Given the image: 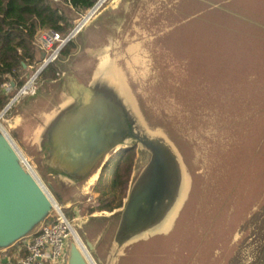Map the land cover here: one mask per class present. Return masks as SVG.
Segmentation results:
<instances>
[{
	"label": "rangeland",
	"instance_id": "obj_1",
	"mask_svg": "<svg viewBox=\"0 0 264 264\" xmlns=\"http://www.w3.org/2000/svg\"><path fill=\"white\" fill-rule=\"evenodd\" d=\"M68 13L73 23L82 15ZM72 42L55 61V79L37 77L35 93L15 101L0 124L89 256L97 264H264V0H106ZM98 72L120 84L141 122L174 143L188 180L172 227L115 256L123 206L94 210L103 200L95 189L102 161L70 182L45 163L38 138ZM132 147L126 197L149 158Z\"/></svg>",
	"mask_w": 264,
	"mask_h": 264
},
{
	"label": "water",
	"instance_id": "obj_2",
	"mask_svg": "<svg viewBox=\"0 0 264 264\" xmlns=\"http://www.w3.org/2000/svg\"><path fill=\"white\" fill-rule=\"evenodd\" d=\"M38 138L45 163L70 182L88 177L110 151L120 146L138 145L149 154L120 210L113 256L172 227L188 191L181 155L162 130L150 128L137 118L120 84L108 76H93L79 95L49 117ZM51 208L49 194L21 165L0 126V250L30 233ZM82 235L88 249L93 250L95 244L85 233ZM67 264H89L76 242L69 245Z\"/></svg>",
	"mask_w": 264,
	"mask_h": 264
},
{
	"label": "trees",
	"instance_id": "obj_3",
	"mask_svg": "<svg viewBox=\"0 0 264 264\" xmlns=\"http://www.w3.org/2000/svg\"><path fill=\"white\" fill-rule=\"evenodd\" d=\"M97 0H0V112L25 83L26 72L43 58L36 41L42 29L67 32L73 26L74 14L90 10ZM72 40L60 50L68 56ZM55 62L46 65L37 77L55 79ZM10 83L8 91L1 88ZM134 158V148L126 147L111 155L103 164L95 189L103 200L94 210L113 211L123 206ZM102 199V198H101Z\"/></svg>",
	"mask_w": 264,
	"mask_h": 264
},
{
	"label": "built area",
	"instance_id": "obj_4",
	"mask_svg": "<svg viewBox=\"0 0 264 264\" xmlns=\"http://www.w3.org/2000/svg\"><path fill=\"white\" fill-rule=\"evenodd\" d=\"M105 1L106 0H97L93 5L95 6L94 9L91 10V8V11L88 10L85 14H82L67 32L63 33L54 31L52 29H42L37 32L36 41L44 51V56L40 66L42 69L46 65L54 63L58 59L60 50L63 48V46L79 33L82 27L87 23L88 20H90L91 16L95 14V12ZM37 75L38 74L35 73L29 77L27 82L21 88H19L18 92L8 102L9 105L7 109L10 108V106L22 96L35 93ZM1 88L8 91L10 89V83L2 84ZM4 113L1 114L0 112V119ZM2 133L17 151L13 142L4 132L3 128ZM17 153L19 156V161L24 169L33 173L27 164V160L23 158L18 151ZM50 199L52 208L48 216L35 230L14 242L20 243L21 247L24 249V254L20 258L19 264H67V253L70 244V238L74 239V235H76L75 230L71 224V221L63 212V208L51 197ZM84 254L89 264H97L95 260L89 256L88 252L87 254Z\"/></svg>",
	"mask_w": 264,
	"mask_h": 264
},
{
	"label": "crops",
	"instance_id": "obj_5",
	"mask_svg": "<svg viewBox=\"0 0 264 264\" xmlns=\"http://www.w3.org/2000/svg\"><path fill=\"white\" fill-rule=\"evenodd\" d=\"M78 86H80L78 89H82L81 91H83V89L86 87V85H83L82 83H79ZM74 88L77 89L76 84L74 85ZM72 95H75V94H72ZM66 96H65V98H66ZM72 97L73 96H69L66 99H72ZM62 103H65V100H63ZM105 159H107V158L102 159L101 168H102L103 164L106 162ZM23 254H24V249H23V247H21L20 243L11 244L5 250H0V264H19V260Z\"/></svg>",
	"mask_w": 264,
	"mask_h": 264
},
{
	"label": "bare ground",
	"instance_id": "obj_6",
	"mask_svg": "<svg viewBox=\"0 0 264 264\" xmlns=\"http://www.w3.org/2000/svg\"><path fill=\"white\" fill-rule=\"evenodd\" d=\"M99 73V72H98ZM97 74V73H96ZM126 86V85H125ZM127 87V86H126ZM128 96V95H127ZM133 105V104H132ZM94 175V174H93ZM94 178L96 177V175H94L93 176ZM89 181V180H88ZM89 184V183H88ZM74 239H75V241H76V243L79 245V246H81L82 247V249H83V251H84V253H86L87 254V252H86V249H85V247H84V245L81 243V241L79 240V238L76 236V235H74Z\"/></svg>",
	"mask_w": 264,
	"mask_h": 264
},
{
	"label": "flooded vegetation",
	"instance_id": "obj_7",
	"mask_svg": "<svg viewBox=\"0 0 264 264\" xmlns=\"http://www.w3.org/2000/svg\"><path fill=\"white\" fill-rule=\"evenodd\" d=\"M128 147H131V146H128ZM125 148V147H124ZM116 152V151H115Z\"/></svg>",
	"mask_w": 264,
	"mask_h": 264
}]
</instances>
